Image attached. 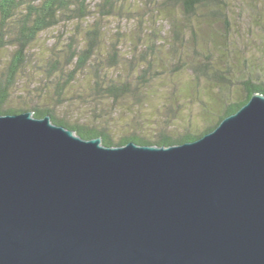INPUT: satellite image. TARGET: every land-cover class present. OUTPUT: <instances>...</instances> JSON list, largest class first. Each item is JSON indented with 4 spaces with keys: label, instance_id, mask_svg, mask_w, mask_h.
Listing matches in <instances>:
<instances>
[{
    "label": "water",
    "instance_id": "water-1",
    "mask_svg": "<svg viewBox=\"0 0 264 264\" xmlns=\"http://www.w3.org/2000/svg\"><path fill=\"white\" fill-rule=\"evenodd\" d=\"M0 264H264V94L169 146L0 114Z\"/></svg>",
    "mask_w": 264,
    "mask_h": 264
},
{
    "label": "trees",
    "instance_id": "trees-1",
    "mask_svg": "<svg viewBox=\"0 0 264 264\" xmlns=\"http://www.w3.org/2000/svg\"><path fill=\"white\" fill-rule=\"evenodd\" d=\"M87 1L0 0V56H7L0 71V114L32 111L39 118L50 115L53 123L85 139L101 137L106 146L130 141L169 146L203 136L224 117L236 112L253 93L264 94V73L238 68L236 75L228 61L220 60L222 56L225 59V53L216 44L231 31L236 0H163L158 12L163 20L171 21L170 36L154 28L128 38L133 51L139 46L141 52L130 53L127 67L122 61V57L129 55V52L125 54L128 48L124 44V32L119 44L109 46L104 60L97 59L103 55L99 50L103 45L102 29L98 19L86 25L90 14ZM100 7L101 16L122 9L115 0H102ZM170 7L179 9V15L172 14ZM77 20L79 24L75 26L85 35L81 41L75 34H69L59 48H36L44 32ZM219 24L223 25L221 30ZM187 32L191 33L198 53L206 51L202 54L203 61L193 62L194 57L186 54ZM200 35L201 42L197 38ZM256 35L259 41L264 39V32ZM224 41L236 47L239 38L232 34ZM210 47L220 56L216 61L211 59ZM193 51L196 53L195 48ZM32 55L39 59V69L45 76L41 75L42 80L55 91L50 96L36 94L38 100L32 99L30 105L20 107L12 104L13 91ZM174 55L177 58L172 61ZM188 57H191L189 62ZM105 61L106 65H101ZM180 65L189 68L190 76L181 77L185 69L175 68ZM168 77L169 83L165 80ZM215 85L217 91L213 90ZM65 92L70 93L71 99ZM154 99L159 102H152ZM74 100L84 111L69 116L65 109ZM194 102L199 106L198 120L190 112L184 114L182 109ZM156 125H160L158 133L146 132ZM114 132L120 133L115 137Z\"/></svg>",
    "mask_w": 264,
    "mask_h": 264
},
{
    "label": "rangeland",
    "instance_id": "rangeland-1",
    "mask_svg": "<svg viewBox=\"0 0 264 264\" xmlns=\"http://www.w3.org/2000/svg\"><path fill=\"white\" fill-rule=\"evenodd\" d=\"M115 1L117 4L122 6V9L114 11L113 14L108 16H101L100 13L103 9H101L100 4L102 3V0H88L87 2L88 7L90 8V14L85 22H87L86 25L88 26L91 20L98 19L99 27L102 29L103 39L101 42L103 45L99 47V50H101L103 57L99 55L97 59L104 60L109 46H111L113 43L119 44L120 42L118 39H120L121 34L124 32V44L128 48L125 49V54L129 52V55L122 57V61L127 67L130 53L139 54L141 52V48L139 46L136 48V53L133 51V45L131 43L128 44V38L134 36L135 34L137 35V33L151 32V29L154 30V28H157V30L163 32L162 34L164 35L169 34L168 32L171 21L166 18V20H163L162 18L164 17L158 12V8L163 6L161 4L163 0ZM169 9L172 14L179 15V9L177 10L174 7H170ZM231 19V29H229V31L235 29L236 32L230 31L227 34H225V32L221 33H224L226 37H231L232 34L237 35L239 38L238 44L236 47L228 45V41L226 42L227 44H224L226 37H220L218 39L219 43L217 42L216 46L218 47V45H221L220 48H222V52L225 53V59L223 56L220 58V56L217 55V51L210 47L209 49L212 54L211 59L216 61L218 58H220L221 62L223 60L225 63L228 61L232 66V72L236 75L238 74V68L243 71L264 73V39L259 41L256 35L258 32H264V0H236V6ZM76 23L79 24V21L77 20V22H70L67 25L68 27L59 25L47 32H44L40 36L36 48L41 47L46 50L50 48H59L61 44L66 41V37L69 34H75L76 38H78L77 40L81 41L85 35L84 32L75 26ZM222 27L223 25L219 24L218 29L221 30ZM186 38L189 44L186 54L194 57L193 62L203 61L205 57L203 58L202 54H205L206 51H203L202 54L198 53L197 50L199 49L196 47V43L193 42L190 32H187ZM197 38H200L199 42H201V35ZM140 41H144V39L141 38ZM130 44L131 46L129 48ZM193 48L196 49V53L193 51ZM2 56H0V71L2 70V67L5 63L4 60L7 57L5 55L2 59ZM176 58L177 56L174 55L172 61L176 60ZM188 60L191 61V57H188L187 62H189ZM33 61L35 62L33 63ZM38 61L39 59L35 58V55H32L30 63L26 65L24 70H22L19 74L17 78V85L13 91L12 104L20 107L28 106L31 104L30 100H38L36 94H39L40 96H50V94L55 91L51 84L42 80V76L44 78L45 76L42 72V69H39ZM245 64H248L246 65L248 67L246 69L244 66ZM101 65H106V61L102 62ZM182 67L185 70L182 72L181 77L185 79L190 76L191 72L185 65H180L175 68L177 69ZM165 80L169 83V77ZM76 87L78 86H75L74 88ZM168 88L169 87H167V89ZM213 90L217 91L218 86L215 85ZM64 95L71 99L70 93L65 92ZM74 101L75 102H70L71 104H68L65 109L69 116H78L79 114H82V111H84V108L78 104L79 102L76 100ZM152 102L157 103L159 100L154 99ZM182 109L184 114H188L190 112L192 115L197 116V120L199 119V106L196 102L188 104V108L183 106ZM197 123L200 124V121H197ZM159 130L160 125H156V127H154L151 131L146 132L156 134L159 132ZM119 133L120 132H114V136L117 137Z\"/></svg>",
    "mask_w": 264,
    "mask_h": 264
}]
</instances>
